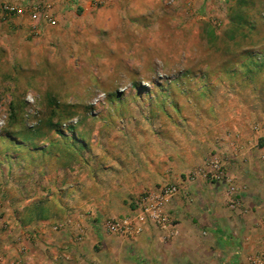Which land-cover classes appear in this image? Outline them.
I'll return each instance as SVG.
<instances>
[{"label": "rangeland", "instance_id": "obj_1", "mask_svg": "<svg viewBox=\"0 0 264 264\" xmlns=\"http://www.w3.org/2000/svg\"><path fill=\"white\" fill-rule=\"evenodd\" d=\"M87 1L89 8L0 0V222L52 220L70 240L66 264H172L175 251L165 245L180 229L170 238L145 225L141 235L155 232L156 245L140 253L129 241L141 235H114L106 224L136 217V203L164 186L189 199L187 182L204 180L226 198L234 184L241 207L226 201L222 211L235 226L230 239L245 232L256 242L249 257L264 242V67H249L264 64V0ZM44 5L55 24L33 18ZM237 5L255 29L232 41ZM141 170L167 181L131 199L129 214L99 213L90 199L97 185L106 189ZM197 228L180 247L189 256L180 263L224 264L228 247L214 238L229 244L227 237ZM88 229L115 241L106 246Z\"/></svg>", "mask_w": 264, "mask_h": 264}, {"label": "crops", "instance_id": "obj_2", "mask_svg": "<svg viewBox=\"0 0 264 264\" xmlns=\"http://www.w3.org/2000/svg\"><path fill=\"white\" fill-rule=\"evenodd\" d=\"M70 1L81 8L90 7L87 0ZM113 1L119 4L121 0ZM143 167L146 170L147 166L144 165ZM231 168L227 167L228 175L238 178L239 182H243V179H239L240 174L238 172L240 173V171L238 169L231 170ZM141 171L144 174V170ZM165 181H167L166 178L164 179L158 173L150 176L146 172L141 176L135 175L124 179L118 178L112 180L111 184H107L106 189L97 185V194L91 196L90 199L96 202L99 213L109 216L112 211L111 207H114L117 210L116 212L121 211L122 213L129 214L132 212L129 204L131 199L138 196L143 189H154L157 184H162ZM126 182L129 183L127 184ZM133 184L137 185L134 190L131 188ZM186 186L190 193L189 199L185 194L175 197L169 206L170 213L178 221L181 232L177 240L169 245H165L175 251V258H169L170 261L174 259L172 264H181L182 260H188L189 256L180 253V247H182L183 242L191 241L194 238L195 231L198 230L197 227L214 230L219 235L227 237L229 244H227L228 242L225 241V238H214L217 245L223 243L224 247H228L224 264H247L248 257L246 258L245 251L248 246L254 247V243L256 242L252 241L249 243L250 236L244 231V235H240L238 240L230 239V229L234 230L235 226L227 224L231 223V220L222 211V205L226 203L224 188H217L216 184L208 183L204 180L187 182ZM252 195L254 196L255 192ZM116 212L111 214H116ZM51 221L38 218V220L32 221L27 225L18 224L17 222L12 224V221L0 222V264H66L65 249L67 241L70 240L66 236V231L57 229L56 223ZM233 223L236 226L239 225L235 218L233 219ZM87 233L90 237H96L94 234L96 233L95 230L88 229ZM154 235L155 232L148 231L146 234L134 239V241L129 242H132L140 253L146 252L147 248H153L156 245ZM114 238L116 237L109 236L104 232H101V237L98 236V240L102 241L106 246L111 241H115ZM204 246V249L208 251L209 243H205ZM139 256L142 257L140 254ZM134 260L129 258L127 262L128 264H135ZM158 260L160 261L158 263L162 264L160 258ZM138 261H140L139 257ZM202 262L206 263L205 260H202ZM208 262L209 260H207Z\"/></svg>", "mask_w": 264, "mask_h": 264}, {"label": "built area", "instance_id": "obj_3", "mask_svg": "<svg viewBox=\"0 0 264 264\" xmlns=\"http://www.w3.org/2000/svg\"><path fill=\"white\" fill-rule=\"evenodd\" d=\"M93 1L98 5H103L113 0ZM51 9L50 5L35 8L33 18L38 21L43 20V22L53 25L56 22V18ZM4 11L13 15L19 12L16 8L11 6H5ZM262 127H264V124ZM262 127L256 126L255 130L259 131ZM214 166L220 169L219 162L215 161ZM219 174V176H216L218 180L226 177L222 173ZM238 191L239 188L231 184L226 193L227 204L232 210L239 209L242 204ZM178 194L179 188L177 186H164L158 193L147 195L136 203L139 210L136 217L113 219L106 224L107 231L125 238H135L141 235L145 225L151 224L159 230L166 232L170 238H177L179 235V228L169 213L168 205ZM247 264H264V242L255 253L248 257Z\"/></svg>", "mask_w": 264, "mask_h": 264}, {"label": "trees", "instance_id": "obj_4", "mask_svg": "<svg viewBox=\"0 0 264 264\" xmlns=\"http://www.w3.org/2000/svg\"><path fill=\"white\" fill-rule=\"evenodd\" d=\"M230 21H231V25H230L231 37L230 38L232 41H234L236 39L238 34L242 36L241 33L245 29H250V30L255 29V26L250 24L249 20L246 18V15L243 12V6L242 5H240V6L237 5V6H235V8H233V10H231ZM252 65L256 66L258 68L264 67V64H258L257 61H251L249 63V67Z\"/></svg>", "mask_w": 264, "mask_h": 264}]
</instances>
